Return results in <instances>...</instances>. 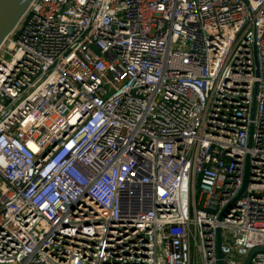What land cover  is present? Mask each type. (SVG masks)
Listing matches in <instances>:
<instances>
[{
	"label": "built area",
	"instance_id": "1",
	"mask_svg": "<svg viewBox=\"0 0 264 264\" xmlns=\"http://www.w3.org/2000/svg\"><path fill=\"white\" fill-rule=\"evenodd\" d=\"M217 231L220 264H264V0H30L0 264H217Z\"/></svg>",
	"mask_w": 264,
	"mask_h": 264
},
{
	"label": "water",
	"instance_id": "2",
	"mask_svg": "<svg viewBox=\"0 0 264 264\" xmlns=\"http://www.w3.org/2000/svg\"><path fill=\"white\" fill-rule=\"evenodd\" d=\"M29 1L30 0H0V43L12 31L21 15L25 12ZM243 188L244 185L241 191ZM258 251L260 250L251 251L244 259L243 264H247L251 255ZM216 258L217 264H220L219 231L216 232Z\"/></svg>",
	"mask_w": 264,
	"mask_h": 264
}]
</instances>
